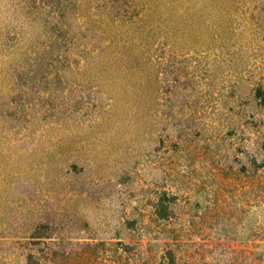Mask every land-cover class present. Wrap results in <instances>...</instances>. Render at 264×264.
Wrapping results in <instances>:
<instances>
[{"label": "rangeland", "instance_id": "obj_1", "mask_svg": "<svg viewBox=\"0 0 264 264\" xmlns=\"http://www.w3.org/2000/svg\"><path fill=\"white\" fill-rule=\"evenodd\" d=\"M263 161L264 0H0V264H264Z\"/></svg>", "mask_w": 264, "mask_h": 264}, {"label": "trees", "instance_id": "obj_2", "mask_svg": "<svg viewBox=\"0 0 264 264\" xmlns=\"http://www.w3.org/2000/svg\"><path fill=\"white\" fill-rule=\"evenodd\" d=\"M259 167H264V161H263V164H261V166H259ZM164 203H165V200L162 198H159V203L155 205L154 210H153V215H152L155 222H157L158 224H161V225H163V224L165 225L166 223L169 222V220H171V216L169 214V211H168L167 207H165ZM160 232H162V231L160 230ZM170 254L171 253H169V255ZM172 259H174L173 255H172Z\"/></svg>", "mask_w": 264, "mask_h": 264}]
</instances>
